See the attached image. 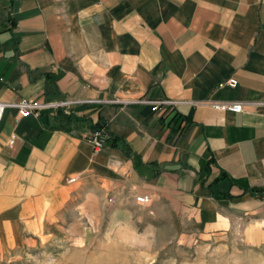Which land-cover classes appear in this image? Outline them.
<instances>
[{
  "label": "crops",
  "instance_id": "obj_1",
  "mask_svg": "<svg viewBox=\"0 0 264 264\" xmlns=\"http://www.w3.org/2000/svg\"><path fill=\"white\" fill-rule=\"evenodd\" d=\"M20 99L117 102L5 111L0 251L51 233L69 207L120 222L194 215L215 231L224 209L264 198L249 192L264 190V0H0V102ZM143 99L179 104L124 103Z\"/></svg>",
  "mask_w": 264,
  "mask_h": 264
},
{
  "label": "rangeland",
  "instance_id": "obj_2",
  "mask_svg": "<svg viewBox=\"0 0 264 264\" xmlns=\"http://www.w3.org/2000/svg\"><path fill=\"white\" fill-rule=\"evenodd\" d=\"M69 208L51 233L0 251V264H264L262 197L224 209L223 228L215 231L201 228L194 215L120 222Z\"/></svg>",
  "mask_w": 264,
  "mask_h": 264
},
{
  "label": "built area",
  "instance_id": "obj_3",
  "mask_svg": "<svg viewBox=\"0 0 264 264\" xmlns=\"http://www.w3.org/2000/svg\"><path fill=\"white\" fill-rule=\"evenodd\" d=\"M228 86V88H236L238 86V81L236 79H228V81L222 83L220 87ZM117 101L109 100H98V99H74L67 101H54L49 103H44L33 99H20L14 102H0V121L2 120L4 113L7 109H16L22 117L36 116L40 115L43 110H63L67 115H71L72 111L79 107H90V106H102L105 103H113ZM125 104H147L152 105L155 112L160 114H167V112L173 110L179 102L173 100H150L143 99L140 101H125ZM207 104L211 105L213 108L218 110H225L233 113H242L244 111L243 103H223L219 101H209ZM89 142L93 145L95 150L104 149L106 146V135L103 129L95 131L89 134ZM76 179H69V183L75 182ZM137 202L141 205H148L151 203V199L144 196H139L136 198Z\"/></svg>",
  "mask_w": 264,
  "mask_h": 264
},
{
  "label": "trees",
  "instance_id": "obj_4",
  "mask_svg": "<svg viewBox=\"0 0 264 264\" xmlns=\"http://www.w3.org/2000/svg\"><path fill=\"white\" fill-rule=\"evenodd\" d=\"M71 116V115H70ZM100 129L98 128H95V131H98ZM249 192H251V194L253 196H256L257 194H263L264 195V190H261V189H250ZM224 196V195H222ZM227 197V195L224 196V199Z\"/></svg>",
  "mask_w": 264,
  "mask_h": 264
}]
</instances>
